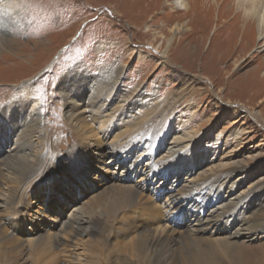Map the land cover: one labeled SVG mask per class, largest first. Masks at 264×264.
<instances>
[{
  "label": "rangeland",
  "instance_id": "rangeland-1",
  "mask_svg": "<svg viewBox=\"0 0 264 264\" xmlns=\"http://www.w3.org/2000/svg\"><path fill=\"white\" fill-rule=\"evenodd\" d=\"M150 1L141 2L142 4L138 3L139 9L135 6L133 0H0L1 13H4V10L6 11L5 14L14 27L8 32L9 35H0L3 40H8L13 45L12 47L8 46L6 51L0 50V102L5 101L2 99L1 94L6 95V93L11 92V94L17 95L22 92V86L25 87L30 84L34 87L33 96L39 102L38 112L42 119L43 129L40 143L37 141L36 145H39L40 153H45L49 160L56 158V160L54 159L55 166L51 181L57 183L65 179L64 173L59 172L57 168L63 169L58 165L61 163H66L64 167L69 166L67 164L69 156L66 157L68 150H86V147L84 149L80 146L81 138L78 137V134L76 135L71 128L66 127L68 123L65 117L68 109L65 108V100L61 94L70 91L71 86L65 77L68 75L70 77L75 72L95 79L97 77L101 78L98 79L99 81H92L90 84L93 83V86L97 87L100 84H106L107 81L103 77L111 76L112 68L116 69L119 66L118 73L120 75H118L115 90L117 98L119 97L118 102L116 100L106 108V116L120 105V101L124 99L130 100L133 98L131 101L135 102L134 109L129 115L131 117H138V115H141L139 113L146 112L148 103L152 106L158 102L154 109L156 114L152 115V125L155 126L153 134L158 136L165 129L175 130L176 132L185 129L186 132L191 134L202 133L201 136L204 140L201 149H199V145L194 144L188 147L190 145L188 144V148L186 147L182 155L186 156L188 160L180 163L176 169L172 168L170 171L160 173L156 180L145 183V187L139 190L136 211H129L127 214L123 213L119 216V219L123 220V228H120L119 219L113 228H110L111 218L105 215L108 217L103 219V221L106 219V224L100 225L93 237L84 235L83 237H73L70 230H66L63 233L60 232L61 236H64L62 239L58 229H51L41 221L52 217L62 218L63 209L71 208V205L77 201L83 202L85 207L88 206L87 204H94L95 198H98L105 191L106 186H104L101 179L102 175L96 176V172H98L96 166L101 165L105 157L97 161L93 155L100 147L97 148V145H94L91 149H87L90 153L88 155L89 162L87 165L82 164L83 168L80 170L82 178L80 190L78 189L79 192L77 193L75 189L79 188L78 186H74V189L71 188L72 192H69L70 197L67 200L61 195V191L55 190L52 194L50 192L46 202L43 203V192L37 193L34 188H31V183L39 180L42 177H40L41 174L38 173L33 177H29L25 182L26 184L21 185L16 190L13 203L15 211L10 209L11 207H8L5 211L0 210V220H5V224H1L3 227L0 225V247L2 243L8 244L6 251L2 252L6 262L4 260V263L1 262V264L10 263L13 257L16 256L18 243L22 242H19V239L25 233L21 230L28 231L24 235L27 236L26 240L32 238L28 234L36 232V236H38L40 230H42L39 242L48 247L52 245V240L56 237L61 240L63 246L53 248L51 246V251L54 250V253H60L58 259L60 258L61 264H90L91 255L89 251L94 246H96L98 252L103 251L105 254V258L103 257L101 262L97 264H107L108 261L110 262L114 258L121 261V256H125V254H122L124 248L126 246L132 247L135 241L144 240L151 236L176 238L183 230L186 221H183V217L180 215H172V212L168 213V209H166L168 196L171 193L180 191L189 181L197 184V181H201L202 178L222 174L232 167L233 162H243L247 168L245 167L243 171L235 173L233 183L236 184L232 191L229 192L227 188L231 183L220 188L223 181L218 183L219 186L217 185L216 190L221 189L222 197L225 195L230 196L229 199H232V203L238 201V198H250L248 202L246 201L241 206L242 209L239 213L242 217L251 219L250 215L255 212V209L259 205H264V122H262L264 121V105H260L258 98L250 96L253 92L263 94L264 82L261 88L250 89L248 87H251L253 83H258L257 80H254V77H251L249 81H242V84L240 81L233 85L231 83L225 91L224 85L218 80L223 63H220L219 59L213 58L207 50L209 42L207 35L194 31L173 35L166 30H162L161 27L163 24H167L166 21L169 18L173 19L169 22V27L176 23L182 24L185 19L181 20L177 13H171V8L167 6L168 9L161 10V7L155 9V1V4H151L154 7L150 10L147 9L146 5ZM179 20L181 21L178 22ZM8 25L10 24L3 26L4 31L9 29ZM146 29L149 30L147 33ZM212 30H214V27L211 25L208 33H211ZM261 31H257L258 34L256 33V40L258 41L264 35V31ZM158 33L162 34L165 39L163 40ZM260 33L262 36H260ZM173 36L175 38L174 46L167 57L166 55L163 56L166 42ZM235 39L232 36L227 37L228 46L230 44L234 45L233 41ZM159 46L160 49L157 52ZM254 66L255 64L244 67L239 75H250ZM105 68L111 69L110 72H103ZM208 76L215 81L217 80L219 84L216 86L211 85L205 79ZM32 80H34L33 83H31ZM183 83L187 85L185 86L187 93L182 95L176 104L168 105L167 103H171L176 99L177 91L182 88ZM240 85H245L248 89L242 97ZM84 88L87 90V85ZM220 88L223 91L218 94ZM87 96L88 94L85 96V100H87ZM92 101L94 102V100ZM87 111L88 109H86ZM258 113L262 117V121L260 119L256 120ZM129 116L125 113L117 114L115 121L112 122L113 128L106 136L99 132V127L102 129L104 127L99 124L95 116V119L88 120L83 126L90 128L94 133L93 135L96 136L95 140L101 142L104 147L105 145H117L122 143L123 137L129 135L130 130L134 131L139 125H142L140 121H137L140 124L137 126L135 124L133 125L135 128H132V125L130 126L128 122ZM70 133H72L73 138ZM57 134L63 138L61 148H57L60 145V143L57 144L58 140L56 141ZM69 137L73 139H71V142L67 139ZM77 138H79L78 141ZM216 143L218 145H215ZM168 146V141L163 146H156L153 151L155 157L164 156ZM109 173L107 169L106 174ZM135 178L132 179L131 183L137 184L139 187L142 186V182H138L142 180L141 176L137 175ZM3 189L6 191L7 188L4 187ZM33 193L34 196H32ZM144 195L145 197H143ZM239 200L243 201L244 199ZM219 203L220 201L218 205ZM147 204L153 208L148 207ZM211 209L213 207L208 208V211ZM16 211L27 213L28 217L37 216L34 221L35 226L27 225L26 228L20 226L16 222L19 216ZM60 218L57 221H60ZM106 226L107 228H105ZM170 228L174 229L175 232H171ZM53 237L55 238L53 239ZM81 237L82 239H80ZM257 238L259 242H264V234H259ZM129 239L131 240L129 241ZM24 242L25 248L32 244V242H29L31 244L27 241ZM69 243H72L71 245L75 243L73 246L76 249L75 252L66 253L73 254L77 261L74 258L65 257L67 254L64 255L63 249ZM34 244L35 242L33 246ZM86 244L88 247H86ZM105 248L106 250H104ZM7 249L12 254L9 253V257L5 255ZM107 251L110 252L107 253ZM178 251L180 252V248ZM134 259L132 258L131 261L134 262ZM92 260L98 262L99 255ZM137 261L139 262L136 258L134 263L145 264L146 262L148 264V258L142 259L143 263ZM26 264L31 263L27 262Z\"/></svg>",
  "mask_w": 264,
  "mask_h": 264
},
{
  "label": "bare ground",
  "instance_id": "bare-ground-1",
  "mask_svg": "<svg viewBox=\"0 0 264 264\" xmlns=\"http://www.w3.org/2000/svg\"><path fill=\"white\" fill-rule=\"evenodd\" d=\"M133 1L135 6L139 8L138 3L142 4L141 2L148 0ZM148 3L149 4L146 5V7L149 10L154 7V5H151L154 3L155 9L161 7V10H164L169 7L171 8V13H177L181 20L185 19L184 23H176L169 27V22L171 20L173 21L172 18H169L166 21L167 24H163L161 27L162 30H166L168 33L173 35L189 31L200 32L201 34L203 33L204 35H207L209 40L207 50L213 58L219 59V62L223 63V67L221 68L222 72L218 77V80H220L221 84L224 85L225 91L226 88H229L231 83L233 85L234 83L240 81L242 84V81H249L251 77H254V80H257L258 83H253V85L248 88L252 89L262 87V83L264 82V35L262 36L260 33V36L262 37L258 41L256 40V33L257 31H264V0H151ZM5 13V10L4 13H1L0 11V35L3 34V36L4 34L9 35L8 32L14 28ZM6 24H10L8 25L9 29L4 31L3 26H6ZM211 25L214 27V30H212L211 33H208ZM148 31L149 30L146 29V33ZM158 35L163 38L162 34L158 33ZM230 36L236 39L233 41L234 45L230 44L228 46L227 37ZM164 39L165 38H163V40ZM4 41L5 40L0 37V50L6 51L8 46H13L8 40ZM174 43V36L167 40L163 56H168V53L173 48ZM159 49L160 46L156 51L159 52ZM252 64H255V66L253 67L250 75H239V72L244 67ZM109 70L111 69L105 68L103 72H110ZM119 70V66H117L116 69L112 68V73H110L111 76L103 77L107 83L104 85L100 84L99 86L96 85L97 87H94L93 83L92 85L90 84L92 81L97 82L99 81L98 79L101 78L97 77L95 79L94 77H87V75H82L78 72L72 73L70 77L69 75L65 77L71 86L70 91L61 93L65 100V108L68 109L65 117L68 123V126L66 127L71 128L76 135L78 134V137L81 138L80 146L84 149L86 147V150L81 151V149H71L67 151L68 153L66 152V157L69 156V161L67 163L69 166L64 167L66 166V163L58 164L64 169L57 168L59 169V172L64 173L65 179L57 183L51 181V178L53 177V168L55 166L54 159L56 160V158L49 160L45 153H40L39 145H36L37 141L40 143L39 140L42 138L43 129L42 119L40 113L38 112L39 102L33 96L34 87L30 84L25 87L22 86V92L17 95L14 93L11 94V92L6 93V95L1 94V96H3L2 99L5 101L0 102V210L5 211V209L11 207L10 209L15 211L13 203L16 196V190L19 189L18 187H21V185L26 184L25 182L29 177H33L38 173L41 174L40 177H42L35 181V183L32 182L31 188H34L37 193L43 192V203L46 202V198L50 192L52 194L55 190L61 191V195L64 196L66 200L70 197L69 192H72L71 188L74 186L79 187L75 189L78 193V189L80 190L82 181L80 175V170L83 168L82 164L87 165L89 162L88 155L90 153H88L87 149H91L94 145H97V148L100 147V149H97L96 153L93 154L95 156L94 159L97 161L104 157L105 159L101 162V165L96 166V171H98L96 172V176L99 177L102 175L101 179L104 182V186L111 189L107 190L105 188V191L99 196L101 198L97 195L98 198H95V203H92L91 205L87 204V207H85L83 202L80 203L77 201L75 204L71 205V208L67 210L63 209V214L61 215L62 218L58 217L61 219L60 221H57L58 218L55 217H52L51 219L47 218L41 221L42 223H46L51 229H58L59 233L70 230L73 237H83V235L93 237V235H96L100 225L106 224V219L103 221L104 217L108 216L111 218L110 228H113V226L118 222L120 215L123 213L127 214L129 211H136V202L139 190L145 187V183H151L152 180H156L160 173L162 174L166 171H170L172 168L176 169L180 163L188 160L186 156H182L188 144H190L188 147L193 146L194 144L199 145V149H201L202 143L204 142L201 136L202 133L191 134L186 132L185 129L177 132L175 130L170 131L165 129L161 131L158 136L153 134V128L155 126L152 125V115L156 114L154 109L156 108L158 102L152 106L148 103V105H146L148 106L146 107V112L139 113L141 115H138V117H131L129 115L134 109L133 106L135 102H132L131 100H133V98L130 97V100H121L120 105H118L109 113V115L107 114L106 116V108L116 100V102H118L119 97L117 98L115 90L117 80L119 78L118 75H120V73H118ZM205 79L211 85L216 86L219 84L217 83V80L215 81L209 76ZM33 81L34 80H32L31 83H33ZM86 85L87 90L84 88ZM185 86L187 85L183 83L182 88H179L177 91L176 99L171 101V103H167L168 105L176 104L180 97L187 93V88ZM17 88L16 92L18 91ZM240 89L242 97L245 93H247V86L240 85ZM222 91L223 89L220 88L218 94ZM87 94V100H85V96ZM250 96L258 98L260 105H264V93L259 94L257 92H253ZM91 100H94V102H91ZM83 108L84 110H82ZM250 108L253 110L252 107ZM86 109H88L87 112ZM119 113H125V115L129 116L128 122L130 123V126L132 125V128H135V126L140 123L142 124L139 125L136 130H130L129 135L123 137L124 139L120 144L105 145L104 147L101 142L95 140L96 136L93 135V131L87 126H83L85 122H88V120L91 121L95 116L99 124L104 127L103 129L99 127V132L102 133L103 136H106L108 132H111V129L113 128L112 122L115 121L116 115ZM84 114L87 115L84 116ZM257 119L262 121V117H260L259 113L256 120ZM137 121H140V123ZM133 125L135 126L133 127ZM70 134L72 135V133ZM72 138L69 137L67 139L71 142ZM79 138H77V141ZM56 141L58 145L60 143L57 148H61L63 138L59 137L57 134ZM167 141L169 142V146L166 149V154H164V156H160L159 158H157V156L155 157L153 151L156 146H163ZM215 145H218V143ZM245 165L246 164L243 162H233L231 164L232 167L220 175L202 178L201 181H197V184L190 183L192 181L187 183L185 182V187L182 185L184 188H181L180 191L171 193L166 201V209H168V213L172 212V215H180L183 217V221H186V224L184 223L183 230L179 233L180 235L178 234V237L175 236L176 238L168 236H151L144 240L141 239L135 241L132 247L129 248L126 246V248H124V253L122 254H125V256H121V261L114 258V260L112 259V261H108L107 264H135L134 262L136 258L141 263H143L142 259L148 258V264H264V242H259L257 238L259 234H264V205H259L253 214H249L251 219L242 217L239 213L240 209H242L241 206L246 201L248 202L250 198L246 199V197H242L237 199V197H235L238 201L232 203V199H229L230 196L227 197L225 195L222 197L221 189L216 190L218 183L223 181L220 188L228 186L231 183L227 188L229 189V192L232 191L236 184L235 182L233 183L234 175L236 172L243 171L246 167ZM107 169L110 172V175L106 174ZM137 175L141 176L142 179L138 181L143 184L142 186L140 185V187L137 184L131 183L132 179H136L135 176ZM4 187L7 188L6 191L3 189ZM32 196H34V193ZM143 197H145V195ZM239 199L244 200L241 201ZM219 201L220 203L218 205ZM148 202L150 201L148 200ZM148 207H150V205ZM210 207H213V209L208 211V208ZM17 214L19 216L16 222L20 224V226L23 228H26L27 225L35 226L34 221L37 219V216L28 217L27 213H23L22 211H19V213L17 212ZM137 218L139 217L137 216ZM2 223L5 224V220H0V225ZM119 224L120 228H123V220H120ZM105 228H107V226ZM41 231L42 230H40L38 236H36V232L28 234L32 238L26 240L27 236L24 235L28 233V231L21 230V232L25 233L23 234V237L21 236L19 239V242L22 241L21 243H18V241L15 240L18 243V246L16 248V256L13 257L11 261L13 262L12 264H26L27 262H30L31 264H61L59 261L60 258L58 259V257H60V253L55 252V254L53 252L54 250L51 251V246L53 248L62 245L61 240L57 239V237L54 239L55 237H53L54 240H52L53 242L51 246L49 245L48 247L43 245L39 242ZM170 231L175 232L172 228H170ZM82 237L80 239H82ZM66 238L65 240L67 241ZM130 240L131 239H129V241ZM24 241H27L28 243L32 242V244L29 243L31 245H29L28 248H25L23 245L25 244ZM34 242L35 244L33 246ZM86 243L88 244V242ZM71 244L69 243L66 245L63 251L65 252L64 255L67 254L65 257L68 256V258H74L75 260L76 257H74L73 254L66 253L70 251L75 252L76 248L73 246L75 243L73 245ZM1 245L0 264L5 260L2 252L6 249V247H8V244L5 243H2ZM86 247H88V245ZM179 248L180 252L178 251ZM9 249L5 252L7 257L11 254V249ZM104 250H106V248ZM110 251H107V253ZM89 253L91 255L90 264H97L101 262L103 257L105 258L103 251L98 252L96 246H94ZM177 253L180 255H176ZM98 255V262L96 260H92L97 258ZM132 258H135L134 262L131 261Z\"/></svg>",
  "mask_w": 264,
  "mask_h": 264
}]
</instances>
